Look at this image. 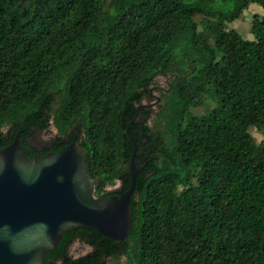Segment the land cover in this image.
Returning <instances> with one entry per match:
<instances>
[{
  "label": "trees",
  "instance_id": "trees-1",
  "mask_svg": "<svg viewBox=\"0 0 264 264\" xmlns=\"http://www.w3.org/2000/svg\"><path fill=\"white\" fill-rule=\"evenodd\" d=\"M251 3L0 0V150L19 134L41 158L53 125L49 153L80 142L95 194L120 196L137 145L131 232L67 230L45 264H264V14L254 39L227 28Z\"/></svg>",
  "mask_w": 264,
  "mask_h": 264
},
{
  "label": "water",
  "instance_id": "water-1",
  "mask_svg": "<svg viewBox=\"0 0 264 264\" xmlns=\"http://www.w3.org/2000/svg\"><path fill=\"white\" fill-rule=\"evenodd\" d=\"M19 137L0 150V264H45L46 252L78 227L117 239L131 232L135 141L130 187L120 196H97L100 181L88 173L80 142L28 158Z\"/></svg>",
  "mask_w": 264,
  "mask_h": 264
},
{
  "label": "rangeland",
  "instance_id": "rangeland-1",
  "mask_svg": "<svg viewBox=\"0 0 264 264\" xmlns=\"http://www.w3.org/2000/svg\"><path fill=\"white\" fill-rule=\"evenodd\" d=\"M255 14H258V15L264 14V9L258 3H251L250 6L243 11L242 15L238 19L227 23V28L237 30L246 39H254V35L251 32V21ZM201 18H202L201 16H197V20H201ZM169 79H170L169 76H159L157 81L154 84L155 86L154 94L156 97L150 98V99L145 98L143 100V104L150 106V108L154 110L153 117H155V112L158 110V107L160 104L159 96L162 92L166 90ZM195 111L203 112V108L199 107L195 109ZM149 123L153 124V120H150ZM251 133L258 141L264 140L263 132H259L255 128H251ZM55 134H56V128L53 125H51L49 126L48 129L38 131L35 135L36 140L31 139L30 141L37 148L46 147L47 145L51 143L52 139H54ZM120 186H121V183L117 181L113 185H108L106 189L108 191H111V190L119 188ZM90 250H91V247L88 244L83 243L79 240H76L73 243V245L70 247V253L74 257L83 255ZM122 260H123V257L121 260H119V264L122 263ZM109 264H117V260L109 259Z\"/></svg>",
  "mask_w": 264,
  "mask_h": 264
},
{
  "label": "flooded vegetation",
  "instance_id": "flooded-vegetation-1",
  "mask_svg": "<svg viewBox=\"0 0 264 264\" xmlns=\"http://www.w3.org/2000/svg\"><path fill=\"white\" fill-rule=\"evenodd\" d=\"M31 139L36 140L35 136H34V137H31V138L28 139L30 143H31V141H30ZM56 142H58V141H56ZM56 142H55V136H54V139H52V141H51V143H50L49 145H47L46 147L38 148V149L42 152V151L46 148V149H48L49 152H50V150H51L53 147H55ZM32 145H33V144H32ZM34 146H35V145H34ZM35 147H36V146H35ZM49 152H48V153H49Z\"/></svg>",
  "mask_w": 264,
  "mask_h": 264
}]
</instances>
